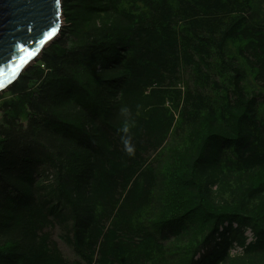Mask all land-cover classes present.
<instances>
[{"label":"trees","instance_id":"16d2710c","mask_svg":"<svg viewBox=\"0 0 264 264\" xmlns=\"http://www.w3.org/2000/svg\"><path fill=\"white\" fill-rule=\"evenodd\" d=\"M62 16L0 99V264H264V0Z\"/></svg>","mask_w":264,"mask_h":264},{"label":"water","instance_id":"95a60500","mask_svg":"<svg viewBox=\"0 0 264 264\" xmlns=\"http://www.w3.org/2000/svg\"><path fill=\"white\" fill-rule=\"evenodd\" d=\"M62 18V0H0V92L59 36Z\"/></svg>","mask_w":264,"mask_h":264},{"label":"rangeland","instance_id":"374dc122","mask_svg":"<svg viewBox=\"0 0 264 264\" xmlns=\"http://www.w3.org/2000/svg\"><path fill=\"white\" fill-rule=\"evenodd\" d=\"M64 23V22H63ZM40 57V56H39ZM38 59V58H37ZM36 59V60H37ZM34 63V62H33ZM32 63V64H33ZM31 64V65H32ZM178 87L179 88H181V89H183L184 87H185V83H181V84H179L178 85ZM8 89V88H7ZM7 89L6 90H3V91H1L0 92V99H2V98H5V97H8V92H7ZM262 180V177H261V175H258V177H257V182H260ZM171 190H172V193H173V195H172V198L175 200V202H177V199L179 200V201H181L182 200V197H183V193H184V188H183V185L181 184V183H179L177 180H175V183H174V185L171 187ZM246 234H247V236L249 237V239H250V237H251V232L250 231H247L246 232ZM60 244V246L63 248V250L66 252V253H68L69 252V256H71V253H70V251L62 244V243H59ZM233 252H236V251H238V249H233L232 250Z\"/></svg>","mask_w":264,"mask_h":264},{"label":"snow or ice","instance_id":"6c2138e0","mask_svg":"<svg viewBox=\"0 0 264 264\" xmlns=\"http://www.w3.org/2000/svg\"><path fill=\"white\" fill-rule=\"evenodd\" d=\"M57 3H59V0H57ZM55 31H56V29L53 28V29L51 30V32L46 33V38H49V39H50L51 36L55 34ZM0 87H3V85H0Z\"/></svg>","mask_w":264,"mask_h":264},{"label":"built area","instance_id":"2783aa9c","mask_svg":"<svg viewBox=\"0 0 264 264\" xmlns=\"http://www.w3.org/2000/svg\"><path fill=\"white\" fill-rule=\"evenodd\" d=\"M62 23H63V18H62ZM250 240V239H249ZM234 249H238L239 250V248L238 247H236V248H234ZM233 250V249H232ZM233 252V251H232ZM234 253V252H233Z\"/></svg>","mask_w":264,"mask_h":264}]
</instances>
